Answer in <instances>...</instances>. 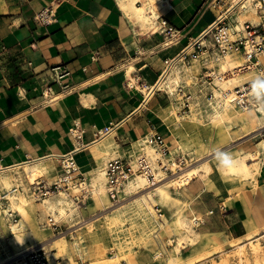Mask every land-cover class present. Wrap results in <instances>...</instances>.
Listing matches in <instances>:
<instances>
[{
  "label": "crops",
  "instance_id": "1",
  "mask_svg": "<svg viewBox=\"0 0 264 264\" xmlns=\"http://www.w3.org/2000/svg\"><path fill=\"white\" fill-rule=\"evenodd\" d=\"M211 1L168 0L169 4H159V13L179 30V41L166 46L165 36L143 29L125 13L120 0H0V189L5 188L2 173L12 177V186L17 185L15 165L72 149L74 138L70 128L75 121L86 129L83 148L75 155L83 179L85 173L106 163L103 148L127 156L132 143L152 131H160L169 142L172 135L169 112L158 99L168 91L151 94L146 100L141 88L147 87L149 91L163 69L164 59L175 56L214 21L218 9L213 8ZM52 2L57 5V20L42 25L35 15ZM232 56L243 59L242 55ZM59 63L71 69L72 74L65 81L73 85L74 91L47 104L42 88L48 81L50 67ZM183 66H189V75L196 85L195 79L204 73V66L200 61ZM130 67L134 68V86L129 84ZM182 86L185 93L192 91L187 88L189 85ZM168 95L177 101V95L181 94L175 91L173 96L169 92ZM179 103L176 102L177 108ZM194 104L193 96L191 105ZM110 123L119 126L97 142V131ZM49 162L53 164L45 176L53 182L62 167L56 158ZM201 178H192L178 192L190 202L187 215L204 219L198 227L201 234L230 240L248 232L251 222L264 225V164L256 177L258 187L254 191L251 186L243 187L241 180L225 178L220 173L210 174L208 183ZM9 204L5 201L3 208ZM220 204L225 205V210L219 208ZM15 212L16 223H21V214ZM48 216L39 201L28 207L24 227L35 242H44L67 229L64 220L59 232L43 227ZM205 249L198 247L193 254ZM154 258L158 257L154 254ZM56 261L63 263L60 257Z\"/></svg>",
  "mask_w": 264,
  "mask_h": 264
},
{
  "label": "bare ground",
  "instance_id": "2",
  "mask_svg": "<svg viewBox=\"0 0 264 264\" xmlns=\"http://www.w3.org/2000/svg\"><path fill=\"white\" fill-rule=\"evenodd\" d=\"M139 1L142 2V5L137 4ZM160 1L161 0H120V5L125 13L129 15L130 18L134 19L137 24L139 23L143 29L154 32L158 29L156 17L159 13L157 8ZM244 6L246 8L242 9V11L238 14L240 22L245 19H251L254 22H259L260 17L256 13L255 8L247 5L246 3ZM205 42L210 46L214 45L212 39L210 38L205 40ZM232 55H242L243 59L241 60L240 58H235ZM213 64L217 65L221 71L226 70L228 67L239 68L244 65V54L242 52H231L224 58H220L219 60L211 63V65ZM179 65L182 66L180 67ZM183 65L185 64H173L171 70L159 78L157 82L159 90L168 91L173 96L177 86H179L182 80L186 78V76L190 77L188 71L190 70V68H188L189 66L184 67ZM133 69V67L128 69L129 84L131 86L136 84V78L132 75ZM242 78L243 75L234 73L230 79L227 81L223 80L220 85L224 88H228ZM191 79L193 78L191 77ZM141 90L146 93V100H148L152 94V90L148 91L147 87H143ZM200 93L203 94L204 91L199 92L198 87L196 86V95L193 96L195 98L198 95L203 101L204 97ZM205 99L208 102L207 107H203L200 104V99L197 97V100L195 99V104L192 106L190 111L191 113H189L188 117L185 115H178V117L182 120L189 118L193 120L192 122L196 124L198 123L202 129H206L207 135L204 134V138H207L208 141L213 142L215 139L220 141L218 148L212 151L211 147H207V149L206 146L204 147V138L201 136L202 133L199 134V148L201 147L206 149V156L211 155L216 150L218 151L221 148L222 141L228 136L231 137L230 128L234 124L247 126L249 128L248 132L257 131L264 127V114H261L252 107L240 105L237 101L233 100L232 94L224 95L218 88H213V96L206 97L205 95ZM83 101L87 102L85 99ZM202 118H207L208 123H206ZM108 136L109 135L104 136L97 142L106 139ZM143 138L132 143L130 157L135 160L141 149H144L149 154L153 164H156L159 154L151 145L141 143L144 141ZM177 142V149H182L183 147L182 151L191 150L189 142L188 145L185 144L184 146H181L183 144H180L179 141ZM143 144L144 146L142 148ZM103 149H105L103 161L120 155L118 150H111L108 147ZM185 153L183 152V154ZM263 155L264 138H262L261 141V148H258L256 151L249 150L235 153L231 155L233 161L235 162L234 164L231 166H224L218 161L216 167L228 178L255 180L257 175L260 173L261 165L264 164ZM49 159H51V156L45 158L41 157L35 160L33 159V161H25L19 165H15L14 169H16L18 175L16 176L14 182L22 185V188L16 192L10 191L6 195V200L0 201V220H2L4 224L3 219L8 218L10 211V209H8L9 207H11L14 211H18L21 214L22 219L21 223H16L9 217L7 222H5V226L7 227L6 229L9 233L8 246L10 245L16 249L13 254H8L7 257L0 255V264H18V257L23 252L43 243L39 241L35 242L33 236H31L32 234L30 235L29 231H26L24 227V220L28 216V207L31 206L34 203L33 200H35V198H33L34 196L31 195V192H33V184L39 176L46 175L51 169V164L53 163H50ZM200 159H202V157H199V159L196 160L199 161L198 164L192 163L188 167H183L181 170L174 171L171 175H166L164 172H161L160 175L163 176L156 185L151 187L146 185L147 180L145 175L137 172L134 179L129 180V182L125 185V191L129 196L123 197L117 201L121 203L125 199L131 198L128 203H124L122 205H117L116 202L111 200L108 196L105 162L100 163L97 167H94L89 172L85 173V179L82 178L80 182L74 181L70 186V188H72L71 192L61 190L58 193H51L41 198H38L34 192L33 195L36 196L37 201H39L41 206L48 211L49 215H52L58 221L66 219L73 222L77 220L75 215L79 212L78 209L81 206L75 200L74 195L76 196L82 188L85 189L86 193L91 192V196L95 200V203L102 206V209L107 210V208L117 205L112 211L110 210L111 212L105 214L100 230L93 232L94 238H100L106 242L111 241L118 245L119 250L112 256H108L109 261L113 264L119 262V257L123 255L125 247H130L132 244L130 237L127 238L128 234H124L126 232L124 226L128 223V221L131 223V229L139 228L138 234L140 236V240L144 242L150 241L152 234L155 237H158L159 230H165L167 227H171L173 230L172 232L177 234V239L174 240L173 238H170L167 241L169 245H173V248L172 250H167L168 253L167 257H165V264H198L201 257L209 259L206 264H264V241H262V239H264V225L257 226L252 222L248 224V232L245 234L233 237L230 240H225L218 236L215 238L217 245L214 249H205L202 254H194L182 263L181 256L183 249L187 246L194 247L198 245L201 241L202 234L197 228H195L197 225L193 221L194 215L189 217L185 213L186 207L190 202L186 198H182L181 195H174L171 190L172 188H175L179 192V187L188 184L190 180L196 176L202 177L206 182L208 181L209 174L214 167L209 160L202 161V159V162H200ZM133 162L135 163V161ZM134 169H136V164H134ZM1 170L4 171L5 169L3 168ZM11 178L12 177H10L8 173H2L1 175V182L7 189H11L13 185ZM5 201H9L10 203L8 205L9 207L7 206L8 208H3ZM156 203H160L165 206L168 211H170L171 217H174L172 223H170V219L167 218V216H164V214H155L156 211L154 212V205ZM70 234L74 237V240L71 243L67 240L66 235H61L57 237V239L52 240L51 243L54 245L53 249H57V251L51 253V259L54 264H58L56 259L59 257H64V259H69V261L73 260L74 254L83 257L81 251L82 246L80 247L81 242L77 238L76 232L73 231L70 232ZM28 240L32 241L29 245L25 246L24 244ZM212 241L213 240H211L210 243ZM48 245L49 244H46L45 247ZM161 255L162 252H157L155 254L156 257H160ZM233 261H235V263H233Z\"/></svg>",
  "mask_w": 264,
  "mask_h": 264
},
{
  "label": "built area",
  "instance_id": "3",
  "mask_svg": "<svg viewBox=\"0 0 264 264\" xmlns=\"http://www.w3.org/2000/svg\"><path fill=\"white\" fill-rule=\"evenodd\" d=\"M169 4L168 0H161L160 4ZM245 3L255 8L260 17L259 22L251 19H245L240 22L238 14L245 9ZM213 8L218 9L217 15L197 37L192 38L175 56L164 59V66L156 82L150 87L152 94L162 91L159 90L157 82L162 75L169 72L176 63L190 65L193 61H200L204 66V73L197 75L195 82L198 85L199 92L206 91V97L213 96V88H218L224 95L232 94L233 100L240 105L252 107L264 114V101L258 99L252 91L251 84L257 76L264 77V0H212ZM35 19L42 25H48L57 20V5H51L41 9ZM158 21L157 32L165 36L164 44L170 46L179 41V30L171 24L161 13L156 17ZM212 39L214 45H208L205 40ZM242 52L244 54V65L239 68H230L220 70L217 65H211L214 61L224 58L228 53ZM234 73L243 75V78L232 84L231 87L224 88L220 83L230 79ZM72 74L71 69L63 63L55 64L50 67L48 81L42 88V95L45 103H52L62 95L74 91L70 82L65 81ZM245 75V76H244ZM183 81L177 86L176 93H180L183 98L182 106L190 107L193 99L191 92H184ZM58 87V89L56 88ZM166 92V91H165ZM168 94V92H166ZM119 123H110L96 133V140L112 133ZM70 133L74 138V146L68 152L60 155H50L60 161L62 172L56 180L49 182L45 175L37 178L33 184V192L38 198L58 193L61 190H70L74 181L80 182L84 174L76 162L75 155L82 150L84 145L85 127L75 121L70 128ZM144 144H149L159 154L156 164H153L149 154L141 149L139 155L133 160L129 155L117 156L108 159L105 163V172L107 175L108 196L114 202L119 201L125 196V185L129 180H133L136 173L144 174L146 185L151 187L156 185L163 175H171L174 171L189 165L191 158L188 154L173 152L167 136L160 131H152L143 136ZM142 145V148L144 146ZM135 161V163L133 162ZM136 164V169H134ZM175 167V168H174ZM22 185L19 183L11 189H0V201L6 200L7 193L19 191ZM76 197L79 203L83 204L86 199V191ZM219 208L225 210V205L220 204ZM160 212V211H159ZM210 213L213 210L209 211ZM15 211L10 209L8 217L17 222ZM161 215V213L159 214ZM63 220H56L52 215L48 216L43 227H51L55 232H59ZM194 223L199 226L204 222L202 217L193 216ZM18 264H54L49 251L45 245H38L23 252L18 257Z\"/></svg>",
  "mask_w": 264,
  "mask_h": 264
},
{
  "label": "rangeland",
  "instance_id": "4",
  "mask_svg": "<svg viewBox=\"0 0 264 264\" xmlns=\"http://www.w3.org/2000/svg\"><path fill=\"white\" fill-rule=\"evenodd\" d=\"M182 81L184 82L182 84L189 85V86H187V88H190L192 90L191 91L192 94L195 96L196 95V86L193 85V81H192L191 77L187 76ZM204 93H206V91H204ZM201 95L203 96L204 94H201ZM177 97L179 98V100H177V101L180 102L178 104V105H180V108L176 107L177 101L175 100V98L170 97L168 94L161 93L159 95L158 99H160L162 101V103L167 107V111L169 112L168 116H169V120L171 121L170 125L172 127V135L169 138V143L171 145V148L174 152L179 151L182 154H183V152L184 153L186 152L185 154H188L191 158L189 165H191L192 163L198 164L199 161H196V160L199 159V157H202L203 160L200 159V162H202L204 160H209L214 167V169L211 171L210 174L220 173L225 178H228L224 174H222L218 170V168L216 167V164L219 161L217 158V152L218 151H223V152L229 153L230 155H233L235 153L245 152V151H249V150L250 151H256L258 148H261V141H262V138H264V127H262L261 129H259L257 131H253L254 132L253 133V132H248L249 128L247 126L234 124L230 128L231 137L228 136L222 141L221 148L218 151L216 150L211 155L206 156L205 151H206L207 147L208 148L211 147L212 151H213L216 148H218V146H219L218 144L220 141L218 139H215L213 142H210L207 140V138H204V134L207 135V130L202 129L198 123L196 124V123L192 122L193 120H191L189 118H186L183 120L179 119L178 115H185L188 117L189 113H191L190 111H191V108L193 105H191V107H183L182 106L183 98L181 97V95H177ZM197 97L200 99V104L203 107L208 106V102H205L204 100L202 101L201 97H199L198 95H197ZM197 97H195L196 100H197ZM202 119L206 123H208L207 118H202ZM148 133H150V132H148ZM165 133L167 134V132H165ZM168 134H171V132H169ZM199 134H201V136L204 138L203 144L205 143L204 147L206 146V149L205 148L203 149L200 147L202 149L201 150L199 148V145H200L199 144L200 140L198 138ZM142 137H143V135H142ZM177 141H179L180 144H183L181 146H184L185 144L188 145V142H189V146H190L191 150L190 151H182L183 147H182V149H180V148L177 149V147H178ZM128 155L130 156V154H128ZM263 158H264V155H263ZM250 161H252V160H250ZM188 166H186V167H188ZM229 178H231V177H229ZM235 179L240 180L239 178H235ZM255 180L251 179V180H241V181H243V187L245 185H248L249 187L251 186V188L254 191L258 187L257 182ZM71 191H72V188H71L70 192ZM171 191L173 192L174 195H178V191L175 188H172ZM31 193H32L31 195L34 196L33 198H35V200L37 201L36 196L33 195V192H31ZM81 193H83V192L79 191L76 194V196L74 194H72V195H74V198H76V197L80 196ZM85 195H88V196L84 200L83 204L78 203L81 207H79V209H78L79 212L75 215L77 220L71 222L70 220H66V219L64 220L63 219L64 221H67V224H66L67 229H64V231L61 234L53 235L49 239L45 240L42 244L43 245L49 244L45 248L48 251H50L49 256L52 257L51 253L57 251V249H53L54 245L50 244V242L54 239H57V237H59L61 235H66L67 240L69 241V243H71L74 240V237H73V235L70 234V232L75 231L77 234V238L81 242L80 247L82 246L81 251H82L83 257H80L79 255L74 254L72 261H69V259H64V257H60V259L63 262L62 264H73V263L74 264L75 263L76 264H78V263L79 264H113L112 262L109 261L108 256H112L115 252H117L119 250L118 245L114 244L111 241H109V242L103 241L99 237H98L99 239L94 238L93 232L100 230L101 225L103 224L105 214H107L108 212H111L119 204L122 205L124 203H128L131 198L125 199L126 201L124 200L121 203L116 202L117 205H114L110 208H107V210H106V209H102V206L97 205L95 203V200L91 196V192L85 193ZM128 196H129L128 193H126L125 196H123V197H128ZM35 200H33V201L35 202ZM162 206L163 205H161L160 203H156L154 205V212L156 211L155 214H160V213L164 214V216H167V218L170 219V223H172L174 220V217L172 218L170 211H168V209L165 206H163V207ZM187 208H188V206L186 207V209ZM185 213H186V210H185ZM3 221H4V224H3L2 220H0V251H1L0 255L7 257L8 254H13V252L15 251L16 248H14L10 245L8 246V244H9V241H8L9 240L8 239L9 233H8V230L6 229L7 227L5 226L6 219L4 218ZM130 224H131L130 221H128V223L125 224L124 228H125L126 232L124 234H126V233L128 234L127 238L130 237L132 244L130 247H125V250L123 251V255H121L119 257L120 258L119 262L115 263V264H165L166 263L165 257H167V253H168L167 250H172V248H173V245H169V243L168 242L166 243V241H168L170 238H173L174 240L177 239V234L172 232L173 230L171 229V227L170 226L167 227L165 229L166 231L164 229L159 230V236L158 237H155L152 234L151 240L148 242H144V241L140 240V236L138 234L139 228H132L131 229ZM198 227L199 226H195V228H197V229H198ZM198 231H200V229H198ZM50 233H53V232L51 231ZM216 237H217L216 235H213L212 237H210L209 234H202L201 235V241L198 245H196L194 247L193 246H187L186 248L183 249V253L181 256L182 263H184V261L186 259H188L189 256H193L194 255L193 253L196 252L195 249L198 247H200V249H203V248L205 249L206 247H207V249H214L217 245L216 240H215ZM211 240H213V241L210 243ZM31 241L32 240H28L24 245L25 246L29 245L31 243ZM262 241H264V239H262ZM164 243L167 246H165ZM164 246H165V248H164ZM51 248H52V250H51ZM100 249H102V250H100ZM157 252H162V255L160 257H158L157 259H155L154 254H156ZM203 252H204V250L198 252L197 254H202ZM190 254H193V255H190ZM208 261H209L208 258L205 259L204 257H201V260L198 264H206ZM233 263H235V261H233ZM184 264H186V263H184Z\"/></svg>",
  "mask_w": 264,
  "mask_h": 264
},
{
  "label": "clouds",
  "instance_id": "5",
  "mask_svg": "<svg viewBox=\"0 0 264 264\" xmlns=\"http://www.w3.org/2000/svg\"><path fill=\"white\" fill-rule=\"evenodd\" d=\"M252 91L256 95V97L262 101H264V77L257 76V78L251 84ZM217 158L221 165L231 166L235 162L233 161L231 155L229 153L218 151Z\"/></svg>",
  "mask_w": 264,
  "mask_h": 264
}]
</instances>
